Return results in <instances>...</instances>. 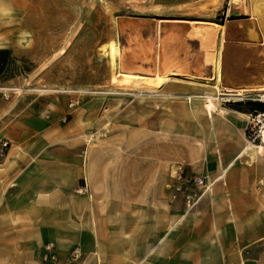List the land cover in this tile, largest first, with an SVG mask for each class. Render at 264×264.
<instances>
[{"label": "crops", "instance_id": "0c3cea01", "mask_svg": "<svg viewBox=\"0 0 264 264\" xmlns=\"http://www.w3.org/2000/svg\"><path fill=\"white\" fill-rule=\"evenodd\" d=\"M249 1L236 40L264 70V0ZM36 2L0 0V19L5 12L18 19L15 27L0 24V35L12 34L0 46V77L24 89L20 98H0V142L9 143L0 149V264H264V155H244L250 146L234 111L226 117L192 102L220 90L215 66L219 54L221 70L231 40L228 24L156 23L154 57L126 70L139 89L128 94L150 105L139 106V122L116 125L124 133L99 139L97 112L49 107L26 94L39 89L28 88L21 59L47 78L69 31L65 12ZM18 32L50 36L45 54L37 55V39L18 46ZM142 42H134L140 52ZM121 48L127 59V43ZM253 77L264 84V71ZM59 84L67 88L66 79ZM180 172L210 183L193 209L185 194L172 197ZM82 187L86 194L77 192ZM48 244L54 262H43Z\"/></svg>", "mask_w": 264, "mask_h": 264}, {"label": "rangeland", "instance_id": "374dc122", "mask_svg": "<svg viewBox=\"0 0 264 264\" xmlns=\"http://www.w3.org/2000/svg\"><path fill=\"white\" fill-rule=\"evenodd\" d=\"M249 4V0H37V9L51 13L65 12L69 31L65 46L53 56L47 78L37 75L33 63L21 59L20 71L31 80L28 88L39 89L26 94L42 100L46 106H62L70 112L85 105L98 113L94 116L101 125L97 137L116 138L124 133L123 128L127 129L116 125L139 122V106L150 105V99L141 96L135 98L128 94L139 92V89L131 88L130 83L127 85L123 81L127 80L124 76L115 74L108 54L110 44H117L120 73H126L127 69H131V63L142 57L147 60L154 57V37H150L158 22L182 19L192 24L219 26L227 23L231 40L222 59L220 90H209L212 102L204 98L192 102L201 103L205 107L207 105L222 115L226 114V117V111H234L243 123L241 139L245 147L250 146L244 155H264V111L253 110L248 105L264 104V84L253 81V76L264 70L259 67L261 62L257 55H253L251 50L242 51L236 40V21L241 17L243 8ZM17 21L12 13L5 12L0 24L15 27ZM141 33L143 36H140ZM9 37L12 34L0 35V46ZM49 37L18 32L15 40L22 47L31 46L34 39H37L40 46L37 55L42 57ZM140 37H143L141 52L140 44L134 45L135 39L139 40ZM125 43L128 48L127 59L121 50ZM136 47L137 50L132 51ZM132 69L141 70L135 67ZM60 79L67 80V88L60 86ZM79 79H84V84L75 86ZM89 79H95V82H88ZM75 101H78V106L70 108L69 103ZM121 138L127 142V135ZM190 174L198 175L195 172Z\"/></svg>", "mask_w": 264, "mask_h": 264}, {"label": "built area", "instance_id": "2783aa9c", "mask_svg": "<svg viewBox=\"0 0 264 264\" xmlns=\"http://www.w3.org/2000/svg\"><path fill=\"white\" fill-rule=\"evenodd\" d=\"M24 89L16 87L14 85H6L4 79L0 77V98L4 100H11L20 98L23 95ZM78 106V101L70 102L69 107L75 108ZM9 147V143L4 141L0 142V149H5ZM176 183L172 186V197L176 198L181 194H185V201L189 209H192L199 201L204 192H206L210 186L207 176L205 175H194L190 177H185L183 172L177 173L175 175ZM194 186L196 190H202L200 195L195 192L191 187ZM80 194H86L87 189L85 187L79 188L77 190ZM54 248L51 244L44 247L43 262H54L57 257L53 252ZM80 257L78 250H73L72 260H77Z\"/></svg>", "mask_w": 264, "mask_h": 264}, {"label": "bare ground", "instance_id": "6f19581e", "mask_svg": "<svg viewBox=\"0 0 264 264\" xmlns=\"http://www.w3.org/2000/svg\"><path fill=\"white\" fill-rule=\"evenodd\" d=\"M255 9V8H254ZM250 11V10H249ZM255 19V18H254ZM184 22V21H183ZM247 26V25H246ZM260 31V30H259ZM255 33V32H254ZM261 35V34H260ZM213 36V35H212ZM129 38V37H128ZM157 41V40H156ZM185 41V40H184ZM155 51V50H154ZM219 51V50H218ZM108 54H109V57H110V63H111V67L112 69L115 71V74L116 75H122L124 76L126 79L127 78H131V75H127V73H120V69H119V49L117 47V44L116 43H111L109 48H108ZM216 56V55H215ZM216 62V61H215ZM158 66V65H157ZM121 68V67H120ZM215 68H217V76H216V81L218 80V75H219V72H220V57H219V54H218V58H217V64L215 66ZM214 68V69H215ZM158 70V69H157ZM216 74V73H215ZM155 75V74H154ZM214 78V77H213ZM129 80V79H128ZM125 81V84H129L130 82L127 81V80H123ZM130 83V86H132ZM137 84V83H135ZM148 85V84H147ZM134 86V85H133ZM215 86V85H214ZM258 120V119H257Z\"/></svg>", "mask_w": 264, "mask_h": 264}, {"label": "trees", "instance_id": "16d2710c", "mask_svg": "<svg viewBox=\"0 0 264 264\" xmlns=\"http://www.w3.org/2000/svg\"><path fill=\"white\" fill-rule=\"evenodd\" d=\"M253 110L264 111V104H248Z\"/></svg>", "mask_w": 264, "mask_h": 264}, {"label": "water", "instance_id": "95a60500", "mask_svg": "<svg viewBox=\"0 0 264 264\" xmlns=\"http://www.w3.org/2000/svg\"><path fill=\"white\" fill-rule=\"evenodd\" d=\"M253 1V0H252Z\"/></svg>", "mask_w": 264, "mask_h": 264}]
</instances>
